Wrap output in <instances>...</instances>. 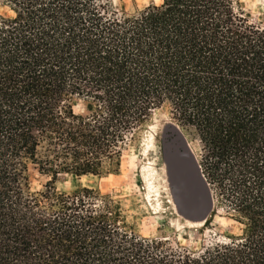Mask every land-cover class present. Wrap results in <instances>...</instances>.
<instances>
[{
	"label": "trees",
	"instance_id": "trees-1",
	"mask_svg": "<svg viewBox=\"0 0 264 264\" xmlns=\"http://www.w3.org/2000/svg\"><path fill=\"white\" fill-rule=\"evenodd\" d=\"M0 7V264H264V22L241 0ZM164 105L198 140V169L237 227L196 250L142 235L98 187L56 186L60 174H117L127 141ZM173 124L181 183L202 198ZM31 165L50 177L40 188Z\"/></svg>",
	"mask_w": 264,
	"mask_h": 264
},
{
	"label": "rangeland",
	"instance_id": "rangeland-1",
	"mask_svg": "<svg viewBox=\"0 0 264 264\" xmlns=\"http://www.w3.org/2000/svg\"><path fill=\"white\" fill-rule=\"evenodd\" d=\"M118 10L132 12L159 0H109ZM246 12L255 21L264 22V0H241ZM0 12L9 10L0 7ZM76 112L86 111V102L74 97ZM168 105L153 111L151 118L127 141L121 157L120 170L108 176H75L60 174L56 186L73 191L83 186L98 187L101 192L120 198L131 220L142 235L167 236L189 249H199L228 233L236 232L235 223L227 217L223 206L215 204L209 222L200 219L204 206L200 198L187 194L181 183V163L177 161V144ZM180 138V137H179ZM191 148L199 151V142L186 136ZM181 141V140H180ZM180 144V143H179ZM183 151L188 155L181 141ZM32 184L40 188L50 177L30 167Z\"/></svg>",
	"mask_w": 264,
	"mask_h": 264
},
{
	"label": "water",
	"instance_id": "water-1",
	"mask_svg": "<svg viewBox=\"0 0 264 264\" xmlns=\"http://www.w3.org/2000/svg\"><path fill=\"white\" fill-rule=\"evenodd\" d=\"M173 125L177 129L178 134L180 135L179 137L182 141V144H184V147L186 148V150L188 152V155L187 154L186 155H187V157H189V159H191L193 161L196 172H197L198 177L200 179L201 187H202L203 192H204V197H202V198L196 197V198H200L201 203L204 206V212H203L202 216L200 217V219H204L205 217H207L208 213L212 210V208L214 206L213 196H212L211 190L209 189L208 185L205 182V179L203 178V175L201 174L200 170L198 169L195 154H194L193 150L191 149V147L189 146V142H188L187 138L185 137V135L181 132V130L175 124H173ZM192 197H195V196H192Z\"/></svg>",
	"mask_w": 264,
	"mask_h": 264
},
{
	"label": "bare ground",
	"instance_id": "bare-ground-1",
	"mask_svg": "<svg viewBox=\"0 0 264 264\" xmlns=\"http://www.w3.org/2000/svg\"><path fill=\"white\" fill-rule=\"evenodd\" d=\"M204 220V219H203Z\"/></svg>",
	"mask_w": 264,
	"mask_h": 264
}]
</instances>
